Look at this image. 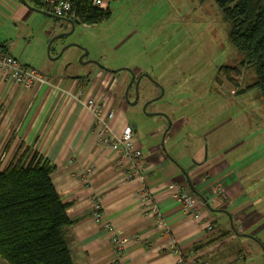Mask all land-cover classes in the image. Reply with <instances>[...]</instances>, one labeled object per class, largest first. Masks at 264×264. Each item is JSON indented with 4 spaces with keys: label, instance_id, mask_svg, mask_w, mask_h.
Wrapping results in <instances>:
<instances>
[{
    "label": "crops",
    "instance_id": "crops-1",
    "mask_svg": "<svg viewBox=\"0 0 264 264\" xmlns=\"http://www.w3.org/2000/svg\"><path fill=\"white\" fill-rule=\"evenodd\" d=\"M24 1L0 0V49L18 61L20 56L12 39L3 34L6 24L13 23L16 28V23L22 25L33 14L40 16L48 20V28L43 32L47 43L54 34L58 36L63 31L65 24L70 26L66 18L39 12L30 0ZM103 3L106 8L109 0ZM107 68L96 67V75L103 74L98 83L86 82L92 71L88 75L52 78L53 82L40 73L49 83L31 88H22L0 74V89H37L29 93L8 92L11 116L6 122L18 121L20 141L35 147L55 165L51 180L66 204L71 222L68 246L73 264H176L178 253L190 264H261L264 260L261 249L264 246V185L257 190L251 186V178L247 190L246 179L264 170L261 165L254 169L256 158H252L249 144L234 141L235 138L226 134L208 140L207 134L221 123L202 131L200 124L193 120L195 115H200L197 112L200 106L188 110L185 96L175 105L165 101L160 108L146 110L156 113L147 115L156 116L153 121L128 119L124 113L127 105L139 102L128 103L126 96L129 101L133 100H130L129 89L127 93L124 89L120 102L116 100L120 71L114 74ZM124 71L128 75L127 70ZM142 71L137 66L131 70L134 75ZM107 75L111 76L109 81ZM63 79L68 83L65 89H97L95 93L102 95L104 109H116L113 125L117 133L125 124L131 127L135 124L132 127L134 138L144 158L139 180L123 178L128 172L127 165L120 154L98 144L93 118L80 103L63 99L60 90H52L60 89L53 83ZM107 84L109 91L101 93ZM24 101L29 107L26 111V106L21 108ZM189 181L199 195L191 190ZM217 187L223 189L224 199L217 193ZM179 188H187L193 194L202 210L200 219L184 215L174 199ZM144 196L159 210L165 229L154 227L142 210L146 206ZM95 198L101 203L103 220L110 221L127 238L140 239L139 242L129 241L120 259L112 246L111 234L104 231L101 221L92 217ZM146 208L150 209L149 205ZM208 225L213 229L209 231ZM0 264L7 263L0 258Z\"/></svg>",
    "mask_w": 264,
    "mask_h": 264
},
{
    "label": "rangeland",
    "instance_id": "rangeland-1",
    "mask_svg": "<svg viewBox=\"0 0 264 264\" xmlns=\"http://www.w3.org/2000/svg\"><path fill=\"white\" fill-rule=\"evenodd\" d=\"M109 10L110 17L97 25L76 24L72 29L65 24L58 36L54 34L50 38V44L43 36L48 20L34 14L22 25L16 23V28L13 23L6 24L3 34L12 39L22 64L50 77L52 82L65 75L82 76L92 71L86 82L98 83L103 74L97 76L96 67L119 69L118 102L129 79V75L123 73L124 69L131 71L132 67H139L160 90L150 86L149 81H142L144 87L140 90L139 103L127 105L124 112L128 119L153 121L156 116H147L141 106L146 99L157 93L160 95L161 89L162 96L151 102L146 110L160 108L165 101L175 105L185 96L188 110L200 106L197 111L200 115L192 119L200 124L202 131L221 123L207 134L208 140L226 134L235 138L234 141H245L252 151V158H256L254 169L261 165L264 170V99L259 89L249 87L255 77L254 69L242 65L243 55L231 45L228 23L223 20L215 0H109ZM84 51L87 54L83 55ZM64 80L54 81L53 84L61 88L52 90H60L63 99L77 100L86 110L83 99L89 92L97 94V89H65L68 83ZM108 85L101 93L109 91ZM18 90L29 93L37 89H0L2 167L22 142L18 121L9 119L11 123L6 122L11 116L8 92L17 93ZM78 91L81 95L76 97ZM133 95L134 90L130 88V100ZM121 105L124 107L125 103L122 101ZM23 106H26L25 111L29 108L25 101L21 108ZM8 144L10 147L6 151ZM251 178V186L261 190L264 171L249 176L246 186Z\"/></svg>",
    "mask_w": 264,
    "mask_h": 264
},
{
    "label": "trees",
    "instance_id": "trees-1",
    "mask_svg": "<svg viewBox=\"0 0 264 264\" xmlns=\"http://www.w3.org/2000/svg\"><path fill=\"white\" fill-rule=\"evenodd\" d=\"M30 1L34 8L48 10L41 0ZM70 2L72 16L57 18L97 25L110 17L109 5ZM215 2L228 23L231 45L243 55L242 65L254 69L249 87L259 89L264 99V0ZM54 169L49 159L23 142L0 165V258L7 264H73L68 246L71 222L51 180Z\"/></svg>",
    "mask_w": 264,
    "mask_h": 264
},
{
    "label": "built area",
    "instance_id": "built-area-1",
    "mask_svg": "<svg viewBox=\"0 0 264 264\" xmlns=\"http://www.w3.org/2000/svg\"><path fill=\"white\" fill-rule=\"evenodd\" d=\"M48 11L55 16H65L71 14V2L70 0H41ZM93 4L104 7L103 0H92ZM0 74L22 88H31L34 86L46 85L48 79L42 76L35 69L21 64L15 57L6 53L0 49ZM76 97L81 95L80 91L75 93ZM86 111L93 118V129L98 141V144L103 148H109L110 150L121 155V160L127 165L128 172L124 174L125 179L139 180L141 173L144 170V158L142 149L136 143L134 133L131 125L125 124L122 130L117 133L114 128V120L116 117V109L105 110L102 101V95L91 94L90 92L85 96L82 102ZM217 193L225 198V193L221 187H217ZM146 200V206L142 207L151 224L158 229H165V222L154 205L149 204L150 200L146 196L143 197ZM174 199L178 202L183 213L188 218L200 219L202 216V210L198 203L193 199V194L187 188H179L174 193ZM149 205L150 209L146 207ZM103 213L101 209V203L98 198L92 201V217L96 221H101V225L104 231L111 234V243L114 247L116 257L120 259L121 254L124 251L125 245L129 241L139 242V237H133L131 239L124 236L110 221L102 220ZM207 229L210 231L213 229L212 225H208ZM176 264H190L185 260V257L178 253L176 258Z\"/></svg>",
    "mask_w": 264,
    "mask_h": 264
},
{
    "label": "water",
    "instance_id": "water-1",
    "mask_svg": "<svg viewBox=\"0 0 264 264\" xmlns=\"http://www.w3.org/2000/svg\"><path fill=\"white\" fill-rule=\"evenodd\" d=\"M23 2H25L24 0H22ZM33 8V7H32ZM35 9V8H34ZM37 11H39V12H42V13H45V14H49V15H51L52 17L54 16V17H56L55 15H53L52 13H47L46 11H42V10H40V9H36ZM67 21L69 22V24H70V26L72 27V29H73V27H74V22H73V20L72 19H67ZM51 41V40H50ZM51 43V42H50ZM49 43V44H50ZM85 54H87V52L86 51H84V54L83 55H85ZM80 60H81V57H80ZM101 67H102V65H101ZM125 70H127L128 72H130L133 76H134V74L129 70V69H125ZM117 71H119V69H116V70H113V72H117ZM132 76V79L134 78ZM144 76H146V77H149L148 75H146V74H144ZM150 78V77H149ZM135 90V97H134V99L132 100V101H129V99H128V97L126 96V99H127V101H128V103L130 104V105H134V104H136L137 103V101H138V99H139V91H138V89H134ZM127 91H128V89L126 88L125 89V93H127ZM162 94H163V90L161 89V93H160V95H158V96H156V97H154V98H152V99H148V100H146L144 103H143V105H142V111L144 112V113H146L147 115H153V114H156V113H149V112H147L146 111V106L149 104V103H151L152 101H155V100H157V99H159L161 96H162ZM162 114V113H161ZM164 115V114H163ZM167 122H168V126H170V124H171V121L167 118ZM132 127H135V124L134 123H132ZM189 183V187L191 188V190L195 193V194H197V195H199V193L195 190V188H194V186H193V184L189 181L188 182ZM205 202H206V200H205V198L204 197H201ZM207 203V202H206ZM207 206H208V204H207ZM262 250L264 251V247L262 246ZM263 264H264V261H263Z\"/></svg>",
    "mask_w": 264,
    "mask_h": 264
},
{
    "label": "flooded vegetation",
    "instance_id": "flooded-vegetation-1",
    "mask_svg": "<svg viewBox=\"0 0 264 264\" xmlns=\"http://www.w3.org/2000/svg\"><path fill=\"white\" fill-rule=\"evenodd\" d=\"M128 72V71H127ZM129 75V79L126 83V87L125 89H130L132 88L134 89H139V88H143L144 86H142V81H149L150 86L154 85L157 89H160V87L158 85H156L155 83L152 82V80L149 77L144 76V73L142 74H137V75H132L130 72H128ZM132 76L134 77L132 79ZM147 88V87H146ZM134 99V98H133Z\"/></svg>",
    "mask_w": 264,
    "mask_h": 264
}]
</instances>
